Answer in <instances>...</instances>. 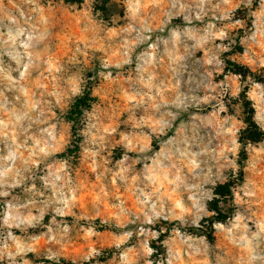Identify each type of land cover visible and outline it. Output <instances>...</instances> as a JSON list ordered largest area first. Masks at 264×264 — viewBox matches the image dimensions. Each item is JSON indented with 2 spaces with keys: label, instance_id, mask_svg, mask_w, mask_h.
<instances>
[{
  "label": "clouds",
  "instance_id": "1",
  "mask_svg": "<svg viewBox=\"0 0 264 264\" xmlns=\"http://www.w3.org/2000/svg\"><path fill=\"white\" fill-rule=\"evenodd\" d=\"M0 264H264V0H0Z\"/></svg>",
  "mask_w": 264,
  "mask_h": 264
}]
</instances>
